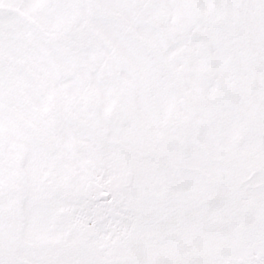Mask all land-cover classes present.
<instances>
[{
	"label": "snow or ice",
	"instance_id": "snow-or-ice-1",
	"mask_svg": "<svg viewBox=\"0 0 264 264\" xmlns=\"http://www.w3.org/2000/svg\"><path fill=\"white\" fill-rule=\"evenodd\" d=\"M0 264H264V0H0Z\"/></svg>",
	"mask_w": 264,
	"mask_h": 264
}]
</instances>
